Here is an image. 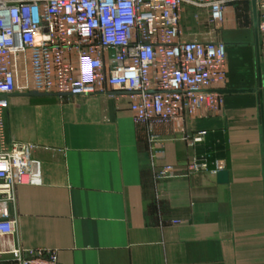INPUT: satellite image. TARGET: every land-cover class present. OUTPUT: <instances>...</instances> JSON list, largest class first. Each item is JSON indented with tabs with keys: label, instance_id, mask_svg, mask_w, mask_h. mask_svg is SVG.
Returning <instances> with one entry per match:
<instances>
[{
	"label": "crops",
	"instance_id": "0c3cea01",
	"mask_svg": "<svg viewBox=\"0 0 264 264\" xmlns=\"http://www.w3.org/2000/svg\"><path fill=\"white\" fill-rule=\"evenodd\" d=\"M228 14L233 7L227 23ZM246 38L225 32L224 43L225 90L245 92L225 95L217 114L201 110L155 129L166 152L161 165L182 174L191 159L212 169L221 161L227 184L210 173L157 179L148 128L135 123L125 92L10 97L8 137L35 146L41 179L17 189L22 248L56 252L61 264H264L256 35L253 44ZM199 133L201 143L184 140Z\"/></svg>",
	"mask_w": 264,
	"mask_h": 264
},
{
	"label": "built area",
	"instance_id": "2783aa9c",
	"mask_svg": "<svg viewBox=\"0 0 264 264\" xmlns=\"http://www.w3.org/2000/svg\"><path fill=\"white\" fill-rule=\"evenodd\" d=\"M242 0H0V257L11 264H61L53 251H27L16 240L17 189L39 185L33 144L7 134L9 99L38 92L84 100L109 90L129 94L135 123L148 128L157 179L225 169L221 161L189 160L184 173L166 160L155 129L186 122L197 112H221L227 79L226 45L186 39L187 10L225 22ZM258 21L264 94V0H246ZM255 5V11L253 9ZM28 64L29 80L24 79ZM205 133L184 138L203 142Z\"/></svg>",
	"mask_w": 264,
	"mask_h": 264
},
{
	"label": "rangeland",
	"instance_id": "374dc122",
	"mask_svg": "<svg viewBox=\"0 0 264 264\" xmlns=\"http://www.w3.org/2000/svg\"><path fill=\"white\" fill-rule=\"evenodd\" d=\"M233 7L234 14H228L231 18L230 22H225L221 25L213 24L210 20L208 13L197 12L194 10H187L183 17V28L184 32L187 34H195V38H200L203 41H213V42H222L225 43V32L229 33H242L246 34L247 42L254 43V24L251 18L252 15V6L246 1L242 0L234 5ZM227 17V20L229 19ZM236 36L235 34H231ZM188 39V36H187ZM227 41V39H226ZM230 43L240 44L239 40H230ZM24 79L19 82V87H25V82L29 80L28 75V64L24 66ZM257 91V85L255 87Z\"/></svg>",
	"mask_w": 264,
	"mask_h": 264
},
{
	"label": "water",
	"instance_id": "95a60500",
	"mask_svg": "<svg viewBox=\"0 0 264 264\" xmlns=\"http://www.w3.org/2000/svg\"><path fill=\"white\" fill-rule=\"evenodd\" d=\"M253 9L255 11V5H253ZM254 30H255V35H256V56H257V74H258V88H257V94L260 97V105H261V129H262V134H263V139H262V153L264 155V94L262 91L263 87V82H262V69H261V59H260V45H259V34H258V21L256 18H254ZM245 91L242 90H220L218 93L222 95H227V94H236V93H244ZM24 96L28 97H43L47 96L45 94H40L38 92H30L28 94H22ZM218 182L220 184H227L229 181V173L228 171H220L217 174Z\"/></svg>",
	"mask_w": 264,
	"mask_h": 264
}]
</instances>
